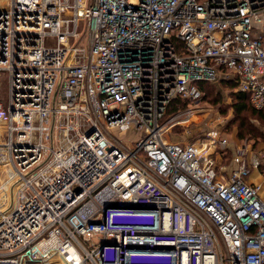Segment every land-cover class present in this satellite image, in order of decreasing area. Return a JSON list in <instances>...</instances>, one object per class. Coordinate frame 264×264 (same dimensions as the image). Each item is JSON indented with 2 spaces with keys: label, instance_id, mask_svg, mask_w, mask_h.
<instances>
[{
  "label": "built area",
  "instance_id": "built-area-1",
  "mask_svg": "<svg viewBox=\"0 0 264 264\" xmlns=\"http://www.w3.org/2000/svg\"><path fill=\"white\" fill-rule=\"evenodd\" d=\"M222 79L264 111V0H10L0 264H264V156L170 140Z\"/></svg>",
  "mask_w": 264,
  "mask_h": 264
},
{
  "label": "rangeland",
  "instance_id": "rangeland-1",
  "mask_svg": "<svg viewBox=\"0 0 264 264\" xmlns=\"http://www.w3.org/2000/svg\"><path fill=\"white\" fill-rule=\"evenodd\" d=\"M9 2L10 0H0V10L7 9L9 7ZM212 85H215L216 87L214 89V93L209 95L206 94V96L203 97V100L198 101L193 105V107L197 110L192 119V123L182 129L174 130L170 136L171 141H178L182 139L186 140L189 138L190 140H196L198 138H204L206 135H208V133L216 130L223 131V136H227L228 138L230 135H232L233 138L236 136L238 138L239 130L237 123H234L236 117L233 109L234 99L232 97L231 90L221 86V84L218 82ZM249 117V124L253 126L252 135L254 136V139L251 140L248 137L244 139H248L251 142H254L253 144L256 145V142H258V136L263 134L262 139H264V122L257 121L253 119L252 116ZM262 139L260 142L264 143V140ZM231 156L232 152L229 151V153L225 156L226 160L224 164H230L229 157ZM257 175L258 172H253L252 179H254ZM261 181L262 179H258L257 183ZM49 264L67 263L63 258L60 257L52 260Z\"/></svg>",
  "mask_w": 264,
  "mask_h": 264
},
{
  "label": "trees",
  "instance_id": "trees-1",
  "mask_svg": "<svg viewBox=\"0 0 264 264\" xmlns=\"http://www.w3.org/2000/svg\"><path fill=\"white\" fill-rule=\"evenodd\" d=\"M219 83L221 84V86H224L227 89L231 90V94L234 99L233 109L236 117L234 123H237V127L239 130L238 139H244L248 137L253 140V126L249 124V116H252V118L257 121L264 122V111L258 110L252 105L250 95L248 93L236 92V84H234L232 81L222 79ZM196 86L204 96H206V94H213L214 89L216 88L215 85L213 86L212 84L207 82H198L196 83ZM178 103L180 105L181 102ZM185 105L186 103L182 104V106L180 107H186ZM171 111H175V106L171 107ZM262 135L257 137L258 142H256V144L261 143L260 140L263 137Z\"/></svg>",
  "mask_w": 264,
  "mask_h": 264
},
{
  "label": "crops",
  "instance_id": "crops-1",
  "mask_svg": "<svg viewBox=\"0 0 264 264\" xmlns=\"http://www.w3.org/2000/svg\"><path fill=\"white\" fill-rule=\"evenodd\" d=\"M229 140H230V145L228 147L227 154L229 153V151H231L232 154H233L238 147H240L244 142H247L248 146L251 149V155H255L256 154L258 156H264V143H259V144L255 145V144H253L254 142H251L248 139H238L237 136L233 138L232 135H230ZM229 158H230V162H229L230 164H228V166L231 169L233 167L232 164H231L232 163V161H231L232 160V156L229 157ZM258 179H261V178L257 175L252 180L253 181H257Z\"/></svg>",
  "mask_w": 264,
  "mask_h": 264
},
{
  "label": "water",
  "instance_id": "water-1",
  "mask_svg": "<svg viewBox=\"0 0 264 264\" xmlns=\"http://www.w3.org/2000/svg\"><path fill=\"white\" fill-rule=\"evenodd\" d=\"M143 202L145 201H132V202H118V201H114V202H110L108 201L106 204V207H136V208H143V209H150V208H154L155 206L153 204H143Z\"/></svg>",
  "mask_w": 264,
  "mask_h": 264
},
{
  "label": "bare ground",
  "instance_id": "bare-ground-1",
  "mask_svg": "<svg viewBox=\"0 0 264 264\" xmlns=\"http://www.w3.org/2000/svg\"><path fill=\"white\" fill-rule=\"evenodd\" d=\"M56 245V241L55 239L51 240V241H43L41 244H40V247L43 249V250H46L47 248H50V247H54ZM65 260V259H64ZM68 264V263H67Z\"/></svg>",
  "mask_w": 264,
  "mask_h": 264
}]
</instances>
